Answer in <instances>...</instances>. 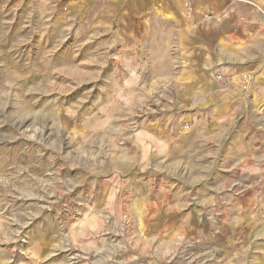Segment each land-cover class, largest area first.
<instances>
[{
    "label": "crops",
    "instance_id": "crops-1",
    "mask_svg": "<svg viewBox=\"0 0 264 264\" xmlns=\"http://www.w3.org/2000/svg\"><path fill=\"white\" fill-rule=\"evenodd\" d=\"M68 7L116 55L142 58L126 86L165 90L175 105L163 128L138 136V165L163 164L167 187L132 192L127 208L131 178L109 176L65 233L46 219L25 247L7 246L0 264H264V0ZM187 132L193 142L180 143Z\"/></svg>",
    "mask_w": 264,
    "mask_h": 264
},
{
    "label": "rangeland",
    "instance_id": "rangeland-1",
    "mask_svg": "<svg viewBox=\"0 0 264 264\" xmlns=\"http://www.w3.org/2000/svg\"><path fill=\"white\" fill-rule=\"evenodd\" d=\"M69 1L0 0L2 258L15 241L25 247L27 233L36 235L46 219L65 233L109 176L131 178L127 208L132 192L167 187L163 164L138 165V136L142 129L163 128L175 105L166 101L165 90L126 86L130 68L142 58L116 55ZM152 132L164 139L163 130ZM186 135L180 143L193 142ZM75 209L81 216H68ZM123 223L129 231L130 215ZM19 250L17 256L26 257Z\"/></svg>",
    "mask_w": 264,
    "mask_h": 264
},
{
    "label": "built area",
    "instance_id": "built-area-1",
    "mask_svg": "<svg viewBox=\"0 0 264 264\" xmlns=\"http://www.w3.org/2000/svg\"><path fill=\"white\" fill-rule=\"evenodd\" d=\"M69 213L70 214L68 216H72V218H75V217L77 218V217H80L81 216V212L78 209H75L73 212H69ZM126 225L127 226L130 225L129 219H126Z\"/></svg>",
    "mask_w": 264,
    "mask_h": 264
}]
</instances>
